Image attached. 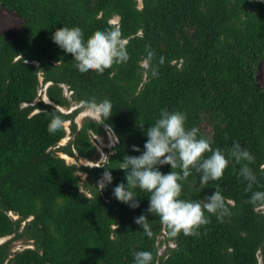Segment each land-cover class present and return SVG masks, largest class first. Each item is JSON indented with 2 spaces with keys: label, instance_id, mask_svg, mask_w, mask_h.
<instances>
[{
  "label": "trees",
  "instance_id": "obj_1",
  "mask_svg": "<svg viewBox=\"0 0 264 264\" xmlns=\"http://www.w3.org/2000/svg\"><path fill=\"white\" fill-rule=\"evenodd\" d=\"M0 5L20 19L13 34L0 33V237L8 235L0 241V264H134L140 251L152 252V264H258V253L264 264V207L248 202L251 192L234 161L207 185L195 169L182 182L181 199L203 201L219 187L232 202L223 222L206 213L211 222L199 236L169 238L159 217L146 212L149 194L138 188L135 209L113 196L118 183L127 184L121 162L144 151L146 131L163 109L186 113V127L198 128L213 149L227 154L237 142L248 150L258 182L253 190H264V88L255 76L264 57V0H139V5L0 0ZM113 16L116 21H110ZM63 26L80 27L85 40L96 30L119 28L130 59L103 74L81 73L52 39ZM146 46L155 53V77L144 68ZM41 84L46 100L37 97ZM93 96L108 99L112 115L85 116L77 124L79 102ZM73 103L79 104L62 109ZM50 113L68 122L71 137L63 144L57 145L64 125L48 132ZM105 127L115 136L108 158L77 165L59 155L95 158L91 135ZM104 166L113 181L101 190ZM160 171L167 174L171 166ZM142 214L152 238L135 223ZM17 238L31 245L11 250Z\"/></svg>",
  "mask_w": 264,
  "mask_h": 264
},
{
  "label": "clouds",
  "instance_id": "obj_2",
  "mask_svg": "<svg viewBox=\"0 0 264 264\" xmlns=\"http://www.w3.org/2000/svg\"><path fill=\"white\" fill-rule=\"evenodd\" d=\"M52 39L66 53H70L77 62L76 67L81 73L95 71L103 74L114 64H125L130 59L119 28L96 30L86 40L80 27H61L57 29ZM144 59V68L153 77L158 74V67L153 63L155 53L148 50ZM159 64L164 63L161 56ZM83 111L93 116L108 119L112 115L113 105L108 99L97 101L96 97L81 100ZM51 120L48 132L54 134L59 131L64 120L60 115L50 113ZM187 115L180 111L163 109L159 118L147 131L144 151L139 156L126 155L121 162L120 169L126 175L124 182L113 188V196L120 202L135 209L140 207L135 189L149 194V207L146 210L151 215L158 216L162 225L167 229L169 238H176L183 233L185 236H199V229L211 221L207 214L215 215L220 222L231 215V201L226 200L219 187L213 194L206 196L203 201L181 199L182 182L191 174V169L201 173L200 183L207 185L209 181L222 178L225 169L231 161L241 165L238 177L247 182L246 192H251L249 203L254 207H264V190H253L257 185V177L249 165L254 161L250 152L234 142L227 154L220 148L213 149L212 140L199 135L196 127H186ZM227 139V137H226ZM134 152H141L133 145ZM205 153H211L205 156ZM108 158L107 156H104ZM170 165L167 174L160 171V166ZM98 181L101 190L113 181L109 167ZM179 169V171H177ZM144 233L152 238L154 233L147 215H140L135 219ZM153 254L150 251H140L135 254L134 264H152Z\"/></svg>",
  "mask_w": 264,
  "mask_h": 264
},
{
  "label": "rangeland",
  "instance_id": "obj_3",
  "mask_svg": "<svg viewBox=\"0 0 264 264\" xmlns=\"http://www.w3.org/2000/svg\"><path fill=\"white\" fill-rule=\"evenodd\" d=\"M137 3L139 5V0H137ZM117 16H113L110 21H116ZM20 19L18 16L9 9L4 8L3 6L0 5V33L4 36H10L13 34L19 27ZM255 76L257 79L258 84L264 88V57L258 62L255 68ZM45 84H41L38 87V92H37V97L43 98L46 100V97L43 93ZM63 92L64 94H67L68 91L65 86H63ZM79 103H73L70 105L68 108L62 107L63 110H69L74 106H78ZM85 116H90L93 118H98L97 116H93L90 113H87L83 111L81 108L75 115L74 120L76 121L77 124L81 122L83 117ZM67 120L64 121V127H65V134L64 136L58 141L57 145L65 143L70 137L71 134L68 132V127H67ZM91 140L93 142L94 148H95V153L96 157L95 158H87V157H81V156H69L67 154H64L62 152H58L59 155L64 157V159L67 162H74L75 164H89L93 165L96 163H99L100 161L104 160L107 156V153L111 150L113 144L115 143V136L112 133L111 129L108 127H105V131L102 134H92L91 135ZM77 173L79 174L80 178L84 176V173L77 170ZM10 215L13 217L15 216L10 212ZM8 236V235H7ZM0 237V241L3 240L5 237ZM162 235H158V239H160ZM170 244V242H169ZM30 241L29 240H24L22 238H17L14 239L11 242V250L14 249H20L25 246H30ZM165 249V244L162 242L159 243L158 245V252L161 253ZM258 264L261 262V256L258 253Z\"/></svg>",
  "mask_w": 264,
  "mask_h": 264
}]
</instances>
